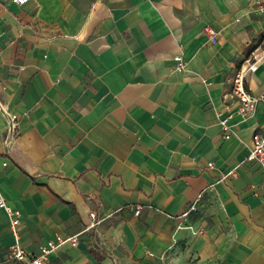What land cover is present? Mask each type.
Segmentation results:
<instances>
[{
  "label": "crops",
  "instance_id": "obj_1",
  "mask_svg": "<svg viewBox=\"0 0 264 264\" xmlns=\"http://www.w3.org/2000/svg\"><path fill=\"white\" fill-rule=\"evenodd\" d=\"M257 8L0 0V195L28 255L77 235L49 264H264V171L245 159L264 101L242 118L230 94L240 65L264 54ZM246 85L264 90V61ZM10 220L0 208V260Z\"/></svg>",
  "mask_w": 264,
  "mask_h": 264
},
{
  "label": "built area",
  "instance_id": "obj_2",
  "mask_svg": "<svg viewBox=\"0 0 264 264\" xmlns=\"http://www.w3.org/2000/svg\"><path fill=\"white\" fill-rule=\"evenodd\" d=\"M18 3L24 2L25 0H15ZM258 5V10L264 11V0H256ZM204 33L209 38H215L217 36V31L211 26L205 25ZM176 62V67L182 68L183 62L180 56L174 58ZM264 61V54L254 57L252 60H245L240 67L236 70L235 74L231 78V97L236 101L235 112H237L242 118L252 115L256 106L259 102L264 101V90L255 95L251 93L250 89L246 85V75L248 72L255 71ZM226 108L230 110V106L226 105ZM0 110L4 111L0 106ZM8 127L7 134L11 138L16 135V122L14 116L7 114ZM228 117L221 118L219 123L225 130H230V125L227 124ZM249 162L258 163L262 170L264 171V136L260 134H253L251 137V146L248 150V154L245 158ZM212 165V163H208ZM264 186V178L261 181ZM0 208L4 209L10 216V229L14 236L13 243L9 246L7 252L3 255L0 260V264H49L48 255L54 251L59 245L69 242L74 245L77 242V235H71L67 237H62L56 235L54 239H50L42 246L37 254L28 255L25 248L21 245L19 241L18 225L20 223V212L11 208L5 201V199L0 195ZM139 207L135 209L134 213L138 214ZM187 211L182 214L183 217L187 215ZM90 217L92 222L90 226H93L96 222V214L91 213Z\"/></svg>",
  "mask_w": 264,
  "mask_h": 264
}]
</instances>
